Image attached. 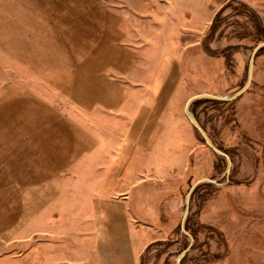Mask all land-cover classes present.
Segmentation results:
<instances>
[{"label": "rangeland", "instance_id": "obj_1", "mask_svg": "<svg viewBox=\"0 0 264 264\" xmlns=\"http://www.w3.org/2000/svg\"><path fill=\"white\" fill-rule=\"evenodd\" d=\"M263 41L264 0H0V117L20 103L21 92L62 101L74 81L82 91L122 73L136 78L149 65L139 55L160 59L158 73L180 74L189 95L173 91L166 108L175 111L181 98L183 110L196 93L242 87L250 53ZM191 111L230 157V173L226 182L220 178L225 158L194 129L200 146L174 178V189L156 202L153 221L139 224L145 238L139 264H175L188 244L180 229L185 195L203 177L221 184L193 191L186 222L193 242L181 264H264V47L240 97L201 99ZM37 228L1 225L0 264H86L88 241L66 239L52 225Z\"/></svg>", "mask_w": 264, "mask_h": 264}, {"label": "crops", "instance_id": "obj_2", "mask_svg": "<svg viewBox=\"0 0 264 264\" xmlns=\"http://www.w3.org/2000/svg\"><path fill=\"white\" fill-rule=\"evenodd\" d=\"M141 58L149 65L138 77L122 73L82 91L74 81L63 102L17 94L20 103L0 117V227L52 225L89 242L86 264H139V224L153 221L156 202L200 146L181 98L166 108L173 91L189 95L186 82L158 73L156 56Z\"/></svg>", "mask_w": 264, "mask_h": 264}, {"label": "water", "instance_id": "obj_3", "mask_svg": "<svg viewBox=\"0 0 264 264\" xmlns=\"http://www.w3.org/2000/svg\"><path fill=\"white\" fill-rule=\"evenodd\" d=\"M263 47H264V41L258 43L255 47H253V49L250 53L248 63H247L246 81L242 87H240L239 89H237L236 91H234L233 93H230V94H213V93H208V92L196 93V94L190 96L186 100L185 105H184V114H185L186 118L191 123V125L197 130V132L199 133V135L201 136V138L203 139L205 144L210 149H212V151H214L216 154L222 155L225 158L226 166H225V169H224V171L220 177V178H223V177L225 178L224 182L227 181L228 175L230 173V167H231L230 157L222 149H220L219 147H217L214 144V142L212 141V139L210 138V136L208 135L206 130L202 127V125L200 124V122L198 121V119L196 118L194 113L191 111V104L194 101L201 100V99H208L211 101L222 102V101H233V100L237 99L238 97H240L248 89V87L251 83L255 57H256L257 53L259 52V50ZM220 178L203 177V178L197 179L195 182H193L190 185L189 189L187 190L186 195H185V200H184V207L182 210V217L180 220V229L188 237V244H187L186 248L183 249L177 255L175 264H181L182 258L184 257L186 252L191 248L192 242H193L192 235L185 228L186 220H187L189 210H190V202H191V197H192L193 191L195 190V188L199 184H202V183H213V184L219 185V184H221V182L219 181Z\"/></svg>", "mask_w": 264, "mask_h": 264}, {"label": "trees", "instance_id": "obj_4", "mask_svg": "<svg viewBox=\"0 0 264 264\" xmlns=\"http://www.w3.org/2000/svg\"><path fill=\"white\" fill-rule=\"evenodd\" d=\"M251 10H253L254 11V9H252V7L250 8ZM260 51V50H259ZM200 102V100H196V101H194V104L196 105V104H198ZM213 102H218V101H213ZM197 118V117H196ZM203 127V126H202ZM204 128V127H203ZM195 129V128H194ZM205 129V128H204ZM196 130V129H195ZM197 131V130H196ZM203 140V139H202ZM186 222H187V220H186ZM185 228H186V225H185ZM186 230H187V228H186ZM191 234V233H190ZM192 235V234H191ZM192 237H193V235H192Z\"/></svg>", "mask_w": 264, "mask_h": 264}]
</instances>
